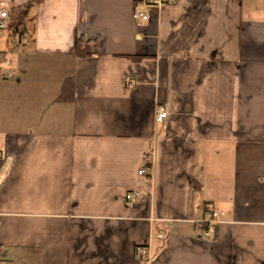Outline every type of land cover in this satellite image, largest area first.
<instances>
[{
	"label": "crops",
	"instance_id": "obj_1",
	"mask_svg": "<svg viewBox=\"0 0 264 264\" xmlns=\"http://www.w3.org/2000/svg\"><path fill=\"white\" fill-rule=\"evenodd\" d=\"M0 7V264H264V0Z\"/></svg>",
	"mask_w": 264,
	"mask_h": 264
},
{
	"label": "built area",
	"instance_id": "obj_2",
	"mask_svg": "<svg viewBox=\"0 0 264 264\" xmlns=\"http://www.w3.org/2000/svg\"><path fill=\"white\" fill-rule=\"evenodd\" d=\"M174 2L175 0H146V4L151 5V6L153 5L156 6V5L164 4V3L171 4ZM132 17L135 20L143 21L148 18V15L142 11L135 10L132 14ZM7 19H8L7 10H5V8L3 7H0V27H5L7 25ZM3 75L5 77H9L11 74L9 72L8 73L4 72ZM167 115H168L167 108L162 104L157 105L155 116H154L155 122L162 123L166 119ZM1 155H2V151L0 150V157ZM151 170H152L151 165L145 164L139 167L138 174L139 175H150ZM203 209H204V215H205V219L203 223L206 225V227L204 228V235L210 236L215 232V219L218 216V212L213 208V205L211 202L204 203ZM135 257L138 258L139 260H148L150 256L145 247L138 246L135 248Z\"/></svg>",
	"mask_w": 264,
	"mask_h": 264
},
{
	"label": "trees",
	"instance_id": "obj_3",
	"mask_svg": "<svg viewBox=\"0 0 264 264\" xmlns=\"http://www.w3.org/2000/svg\"><path fill=\"white\" fill-rule=\"evenodd\" d=\"M76 54L77 55H83V54H85V50H84V47H83V43H82V40L80 38L77 40V43H76ZM134 59H136V57H134ZM205 227H206V225L204 224V228Z\"/></svg>",
	"mask_w": 264,
	"mask_h": 264
}]
</instances>
